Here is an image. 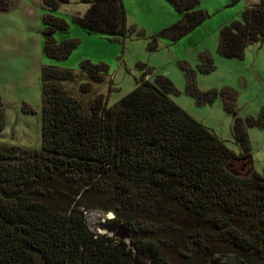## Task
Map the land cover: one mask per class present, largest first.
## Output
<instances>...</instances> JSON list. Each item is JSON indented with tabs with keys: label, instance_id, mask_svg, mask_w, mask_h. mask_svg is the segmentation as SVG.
I'll use <instances>...</instances> for the list:
<instances>
[{
	"label": "trees",
	"instance_id": "16d2710c",
	"mask_svg": "<svg viewBox=\"0 0 264 264\" xmlns=\"http://www.w3.org/2000/svg\"><path fill=\"white\" fill-rule=\"evenodd\" d=\"M42 1L48 10L44 54L67 60L81 42L56 41L70 25L53 12L71 0ZM167 1L182 18L149 37L152 51L160 39L176 43L211 17L201 0ZM81 2L89 9L74 21L88 33L111 41L127 36L123 0ZM12 6L0 0V11ZM254 44L264 47V0L221 28L218 53L244 59ZM137 67L143 75L136 89L111 108L98 96L90 115L62 85L79 74L42 68L43 148L0 142V264H264V175L252 167L248 133L249 127L264 128V108L258 118L243 120L236 114L235 90L199 89L198 72L216 68L210 53L201 54L197 68L181 64L185 92L197 105L221 97L236 116L235 141L244 151L237 154L170 97L181 95L173 81L147 80L152 70ZM109 69L80 63L95 83L104 82ZM237 162L244 173L231 170ZM97 210L115 216L100 227L124 226L132 230L130 239L93 233L85 213Z\"/></svg>",
	"mask_w": 264,
	"mask_h": 264
},
{
	"label": "rangeland",
	"instance_id": "374dc122",
	"mask_svg": "<svg viewBox=\"0 0 264 264\" xmlns=\"http://www.w3.org/2000/svg\"><path fill=\"white\" fill-rule=\"evenodd\" d=\"M11 1L13 6L9 11H0V96L4 113L1 143L35 150L43 148L41 72L44 66H57L79 74L76 82L62 85L81 104L83 113L90 115L91 105L98 96H103L107 108H111L132 93L143 75L137 65L143 63L152 70V81L156 76L173 81L181 95H172L171 98L182 109L231 150L237 154L244 152L235 141L236 116L225 110L221 97L212 104L197 105L185 92L186 76L181 64L187 62L197 68L201 54L210 53L216 68L209 74L198 72L199 89L205 92L231 88L237 92V117L243 120L258 118L264 108V47L262 44L250 45L244 59H228L219 55L218 46L221 27L241 20L242 11L248 3L255 1L258 4L260 0H243L235 6L228 4L214 13L207 9L212 0H201L200 8L211 17L194 30H200V40L190 39L194 31L176 43L160 39L157 51L150 50L149 37L180 20L179 13L167 1H163L166 2L164 9L163 5L155 1L152 3V0H123L129 31L124 39L111 41L107 37L89 34L75 23V16H84L89 5L81 0H71L53 12L54 16L70 25L69 31L55 35L56 41L77 39L81 42L64 61L48 58L44 54V16L48 10L43 1ZM203 47L208 48L203 50ZM85 60L109 66V74L104 82L95 83L87 73L81 72L80 63ZM248 133L252 167L264 175V128L249 127ZM230 168L240 174L245 169L240 162L233 163ZM111 217V214L98 210L85 213L86 224L93 233L110 237L113 235L100 226Z\"/></svg>",
	"mask_w": 264,
	"mask_h": 264
},
{
	"label": "crops",
	"instance_id": "0c3cea01",
	"mask_svg": "<svg viewBox=\"0 0 264 264\" xmlns=\"http://www.w3.org/2000/svg\"><path fill=\"white\" fill-rule=\"evenodd\" d=\"M156 2L157 4H159V5H163V8L164 9H166V2H163V1H167V0H152L151 2L153 3V2ZM168 2V1H167ZM169 3V2H168ZM231 3V0H212V4L210 5V6H208L207 7V9L209 10V11H211V13H214V12H218V11H220V10H222L223 8H225V7H227L228 6V4H230ZM257 4V2H253V1H250L249 3H248V5L244 8V10L246 9V8H249V7H252V6H254V5H256ZM243 10V11H244ZM242 11V12H243ZM77 16H81V15H77ZM76 17V16H75ZM179 17H180V19L182 18V15L179 13ZM222 28V27H221ZM84 31H86V30H84ZM87 32V31H86ZM88 33V32H87ZM90 34V33H89ZM97 35V34H96ZM191 35V38L190 39H193V41H197V40H200V38H201V35H200V30H197V31H194L193 33H191L190 34ZM101 36V35H100ZM104 37V36H103ZM108 38V37H107ZM208 48V47H207ZM207 48H205V47H203L202 49L203 50H206ZM201 49V50H202ZM248 49V48H247ZM147 80H150V81H152V79H151V77L149 76V77H147ZM172 95H170V97H171ZM175 101V100H174Z\"/></svg>",
	"mask_w": 264,
	"mask_h": 264
},
{
	"label": "water",
	"instance_id": "95a60500",
	"mask_svg": "<svg viewBox=\"0 0 264 264\" xmlns=\"http://www.w3.org/2000/svg\"><path fill=\"white\" fill-rule=\"evenodd\" d=\"M114 218H115V216L113 215V218H111V220ZM107 231L110 234L115 235L120 240H125V241H128L130 239L131 234H132L131 229H127L124 226H118L117 224L110 225L107 228Z\"/></svg>",
	"mask_w": 264,
	"mask_h": 264
},
{
	"label": "bare ground",
	"instance_id": "6f19581e",
	"mask_svg": "<svg viewBox=\"0 0 264 264\" xmlns=\"http://www.w3.org/2000/svg\"><path fill=\"white\" fill-rule=\"evenodd\" d=\"M110 214H111V216H112L111 218H113V215H112V213H110Z\"/></svg>",
	"mask_w": 264,
	"mask_h": 264
}]
</instances>
